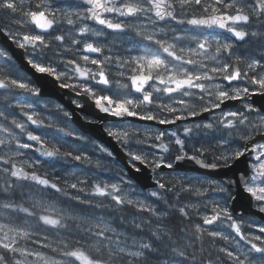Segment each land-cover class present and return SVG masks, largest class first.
<instances>
[{
  "label": "snow or ice",
  "instance_id": "obj_1",
  "mask_svg": "<svg viewBox=\"0 0 264 264\" xmlns=\"http://www.w3.org/2000/svg\"><path fill=\"white\" fill-rule=\"evenodd\" d=\"M0 37V264H264V0H0Z\"/></svg>",
  "mask_w": 264,
  "mask_h": 264
},
{
  "label": "water",
  "instance_id": "obj_2",
  "mask_svg": "<svg viewBox=\"0 0 264 264\" xmlns=\"http://www.w3.org/2000/svg\"><path fill=\"white\" fill-rule=\"evenodd\" d=\"M214 30L220 31L219 29H214ZM3 43H4V40H3L2 37H0V44H3ZM17 55H19V53H17ZM21 66H23V65H21ZM33 79L36 80L38 85L41 87L42 93H43L44 96L50 97V98H55L56 100H58L60 103H62L69 110H75L74 109V105L71 104V99L75 98L73 93H71L68 90H61L57 86V84H55L51 80V78H48V77H33ZM251 101L256 107L264 106V96H259V95L252 96L251 97ZM236 102L237 101L229 102L227 107L236 106ZM76 111H77V116H79L81 113L78 110H76ZM84 112L89 114V115H96L90 107H86L84 109ZM129 119H133L134 120L135 118H129ZM199 119H201V118L198 117L197 120H199ZM81 124H82L81 121H77V125L76 126L79 127ZM159 126L162 127V128L171 127L169 125H159ZM83 128H84V130H86L88 132V134L90 136L94 137L98 141H100L103 144H105L106 146H108L112 151H114V153L116 154L117 158L123 162L124 155L121 152V149H120L119 145L114 140H112L111 138L107 137L100 130V127L98 125H95V126L84 125ZM239 167H243V164H241ZM179 171L201 175L207 170L198 169V166H196L194 163L186 161V162H183L182 164H180ZM235 171H237L236 168L232 169L231 171H229L227 169H221V170H217L216 172H212L211 175L214 176V178H216V179H222V178H226V176L233 175V173ZM130 174L131 175H135L134 172L130 173ZM147 177H148V173L147 172L141 173L140 182L143 183V184L150 183V181L148 180ZM247 204H248L247 197L246 196L245 197H241L233 205V209H232L233 210V214L235 216H240L242 213H245V212H253L254 210L248 209ZM255 216H257L259 219H261L264 222V216H261V215H255Z\"/></svg>",
  "mask_w": 264,
  "mask_h": 264
},
{
  "label": "rangeland",
  "instance_id": "obj_3",
  "mask_svg": "<svg viewBox=\"0 0 264 264\" xmlns=\"http://www.w3.org/2000/svg\"><path fill=\"white\" fill-rule=\"evenodd\" d=\"M213 34L215 35V34H217V32H214L213 31ZM219 35H226V34H221V33H219ZM255 51H257V52H259V49H256ZM250 99V101H251V97L249 98ZM240 106V103L238 102L237 103V106L236 107H239ZM229 108H231V107H229ZM15 111V110H14ZM44 115H47V112L46 113H44ZM34 127V126H33ZM37 132H39L40 130H36ZM44 171H50V169L49 168H47V167H45L44 168ZM63 169H61V173H63ZM165 172H167V171H165ZM181 175H185L186 173H181V172H179ZM107 175V174H106ZM186 175H188V176H194V175H191V174H186ZM26 192L27 191H29L30 189L28 188V187H25V189H24ZM46 199H47V197H45ZM54 202L57 204V206H63V204H62V202H61V200H59V199H54ZM77 211H87V209H84L83 208V206H79L77 209H76ZM249 217H246V219H248ZM252 219H254L255 220V223L257 224V225H262L256 218H253V217H251ZM250 231L252 232V233H254V234H256V235H259L260 233L258 232V229L257 228H252V229H250ZM50 235V239H54L55 238V233H50L49 234ZM43 251H45V252H48V250L47 249H44ZM50 254V253H49Z\"/></svg>",
  "mask_w": 264,
  "mask_h": 264
},
{
  "label": "trees",
  "instance_id": "obj_4",
  "mask_svg": "<svg viewBox=\"0 0 264 264\" xmlns=\"http://www.w3.org/2000/svg\"><path fill=\"white\" fill-rule=\"evenodd\" d=\"M153 264H156V261H153Z\"/></svg>",
  "mask_w": 264,
  "mask_h": 264
},
{
  "label": "flooded vegetation",
  "instance_id": "obj_5",
  "mask_svg": "<svg viewBox=\"0 0 264 264\" xmlns=\"http://www.w3.org/2000/svg\"><path fill=\"white\" fill-rule=\"evenodd\" d=\"M217 34H219V33H217ZM92 116V115H91ZM106 175V174H105Z\"/></svg>",
  "mask_w": 264,
  "mask_h": 264
},
{
  "label": "bare ground",
  "instance_id": "obj_6",
  "mask_svg": "<svg viewBox=\"0 0 264 264\" xmlns=\"http://www.w3.org/2000/svg\"><path fill=\"white\" fill-rule=\"evenodd\" d=\"M48 114V113H47Z\"/></svg>",
  "mask_w": 264,
  "mask_h": 264
}]
</instances>
